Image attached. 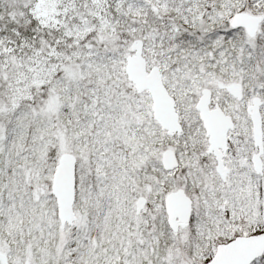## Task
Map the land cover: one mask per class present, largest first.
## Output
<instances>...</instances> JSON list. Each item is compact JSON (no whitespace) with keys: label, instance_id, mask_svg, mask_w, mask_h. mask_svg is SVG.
Here are the masks:
<instances>
[{"label":"snow or ice","instance_id":"6c2138e0","mask_svg":"<svg viewBox=\"0 0 264 264\" xmlns=\"http://www.w3.org/2000/svg\"><path fill=\"white\" fill-rule=\"evenodd\" d=\"M0 264H264V0H0Z\"/></svg>","mask_w":264,"mask_h":264}]
</instances>
